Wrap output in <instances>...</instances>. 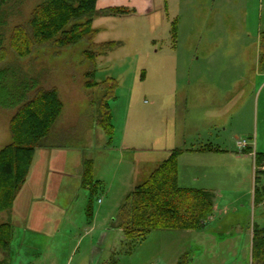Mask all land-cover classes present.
<instances>
[{"label": "rangeland", "instance_id": "obj_1", "mask_svg": "<svg viewBox=\"0 0 264 264\" xmlns=\"http://www.w3.org/2000/svg\"><path fill=\"white\" fill-rule=\"evenodd\" d=\"M41 1L14 5L9 18L4 16L9 34L27 25ZM166 1L168 12L153 11L154 2L164 7ZM124 3L135 6L137 15L95 22L97 43H118L99 57L96 73L98 83L116 84L109 106L114 126L110 146L98 124L104 92L86 85L91 67L85 57L87 42L67 48L43 46L24 59L10 48L9 38L5 43L0 150L12 142L10 123L18 109L11 104L24 88L56 89L63 108L46 140L51 146L37 149L14 209L0 215L1 222L14 225L12 243L0 253V262L251 264L253 226L264 224V203L254 205L258 173L252 156L238 165L228 159L226 171L218 159L211 160L209 151V157L202 158L209 167L196 165V187L213 189L217 196L214 217L202 231H155L127 241L112 223L134 187L183 142L237 157L238 143L247 141L264 153V66L259 58L264 0ZM156 15L164 29L155 28ZM174 19L179 37L173 47ZM83 159L94 161V178L100 181L93 196L82 186ZM263 185L264 175L258 186ZM24 201L28 223L16 218Z\"/></svg>", "mask_w": 264, "mask_h": 264}, {"label": "trees", "instance_id": "obj_2", "mask_svg": "<svg viewBox=\"0 0 264 264\" xmlns=\"http://www.w3.org/2000/svg\"><path fill=\"white\" fill-rule=\"evenodd\" d=\"M98 1L42 0L32 12L27 25L17 26L9 34L8 12L12 11L14 5H19L21 0H0V62L6 60L5 43L8 38L10 48L21 59L31 56L43 46L67 48L87 42L89 49L85 52V57L91 67L87 72L86 85L89 88H101L104 92L98 124L108 137L107 145L110 146L114 126L109 106L110 100L115 96L116 84L111 81L98 83L96 73L99 57L107 56L118 43H97L99 31L93 24L98 17H123L131 15L133 11L122 7L100 11L97 8ZM4 16L8 18L5 19ZM177 31L174 21L173 40H176ZM259 53L260 63L264 66V33L260 37ZM39 88H24L21 94L13 98L11 104L18 110L10 123L12 142L0 150V215L13 209L27 182L36 150L51 146L46 140L62 112L58 91ZM5 99L1 96L0 102L5 104ZM253 150L249 146L245 152L251 154ZM180 152L181 150L172 151L121 205L112 227L121 230L127 241L143 239L152 231H198L206 227L214 213V195L204 189L183 188L179 185ZM263 163L264 153L255 151L254 164L260 167ZM256 174L254 205L260 206L264 203V185H258L264 170H257ZM82 186L89 190L91 196L101 188L100 181L94 178L93 160L83 161ZM88 212H92V206H88ZM252 232L251 264H264V224H255ZM13 237L12 224L0 221V253L10 248ZM0 264L10 263L3 260Z\"/></svg>", "mask_w": 264, "mask_h": 264}, {"label": "crops", "instance_id": "obj_3", "mask_svg": "<svg viewBox=\"0 0 264 264\" xmlns=\"http://www.w3.org/2000/svg\"><path fill=\"white\" fill-rule=\"evenodd\" d=\"M105 1L106 2H110V3L107 4V3H105ZM145 1L146 0H140V5H143L145 3ZM124 2H125V0H99L97 2V8H98V10L102 11V10H105V9H108V8L122 7V8H127V9L132 10L133 13L131 15H134V16L137 15L138 11H137L136 7L135 6H133V7L127 6V5H125ZM135 2L138 3L139 0H135ZM156 8H161L163 11H166V12H168V9H169L168 8V5H167V1L165 2V6L164 7L162 5H160V4H158L155 7V2H154V4H153V11ZM107 17H113V16H107ZM123 17H126V16H123ZM102 18H104V17H98V18L95 19L94 24H93L94 27H95V22L97 20H99V19H102ZM116 18H122V17H116ZM155 20L157 21L155 28L159 27V25L161 26V19H160V17L158 15L155 16ZM99 21H101V20H99ZM174 21H177V19H174ZM173 22H171V25H170V27H171V29H170V35H171V44L174 47L177 44V39L179 37L178 36L179 35L178 34L179 33V30L177 31L176 40H173L172 39V24H173ZM95 28L98 29L97 27H95ZM161 29H164V26ZM98 36H99V33H98ZM98 36H97V38H98ZM182 145H183V147H181V148L177 147L175 149H172L171 151H169L168 154L170 155L171 152L174 151V150H181V152L179 154V157H178V176H179L178 180H179V185L181 187H183V188L199 189V188L196 187L197 177H196V173H195V168H196V165L197 164H205L204 165L205 167H209V163L207 164V161H204L203 162L202 158L209 157L210 152H211V160H213L214 158L218 159L217 162L219 161L220 164H221V166H222V168H225L226 171H227V166H226L227 165V162L226 161H228V159L232 158L231 160L235 161V163H237V165H238L239 164V161H242L243 162L244 160L249 159L252 156L250 153L245 152L246 149H240L239 144H238V149L240 151V154H238L237 157H234L233 155H231V153L229 154V156H227V154H226L227 151H224L222 149H215V148L209 147L208 145L203 146L201 148L186 147V143L185 142H183ZM127 149H130V147L127 148ZM169 155L166 156L160 163H158L156 165V167H154V169H152V171H154L155 169H157L162 164V162H164L169 157ZM35 156H36V154H35ZM84 160H86V159H83V161ZM89 160H92V159H89ZM31 169H32V167H31ZM30 173H31V170H30ZM30 173H29V176H30ZM82 175H83V173H82ZM29 176H28V178H29ZM81 180H82V176H81ZM255 186H256V184L254 185V188H253V197H254V189H255ZM135 188L136 187H134V189ZM212 190L213 189H211V193L214 195V205H215L214 213H215V210L217 208V202H216V200H217L216 197L217 196L215 195V193H213L215 191H212ZM18 198H19V196L17 197V199L15 201V204H16ZM15 204H14V206H15ZM13 209H14V207H13ZM213 217H214V214L210 217V219L212 220ZM16 218H18V220H22L23 222H27L28 223V221H27L28 213H26L25 201H24L23 204L19 205V212L17 213ZM12 226H13V229H14V225L13 224H12ZM40 227L41 228H39V229H42V230L44 229L43 226H40ZM33 230H36V228H33ZM118 231H121V230H118ZM198 231H202V230H198ZM153 232H155V231H152L147 236L152 235ZM177 232H179V231H177ZM180 232H183V231H180ZM185 232H193V231L190 230V231H185ZM252 235H253V232H252ZM249 246H250V252H251V257H252V236H251V241H250V245Z\"/></svg>", "mask_w": 264, "mask_h": 264}, {"label": "built area", "instance_id": "obj_4", "mask_svg": "<svg viewBox=\"0 0 264 264\" xmlns=\"http://www.w3.org/2000/svg\"><path fill=\"white\" fill-rule=\"evenodd\" d=\"M239 147L240 149H246L247 147H249V144L247 141H242V142H239ZM252 157L255 159V151L253 150V152L251 153ZM254 169H255V174H256V171L257 170H263L264 169V166H260V167H257L256 165H254Z\"/></svg>", "mask_w": 264, "mask_h": 264}]
</instances>
